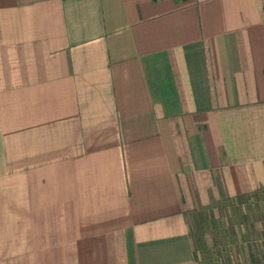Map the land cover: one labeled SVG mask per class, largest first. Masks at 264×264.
Wrapping results in <instances>:
<instances>
[{
    "label": "crops",
    "instance_id": "crops-1",
    "mask_svg": "<svg viewBox=\"0 0 264 264\" xmlns=\"http://www.w3.org/2000/svg\"><path fill=\"white\" fill-rule=\"evenodd\" d=\"M259 193L264 0H0V264H199Z\"/></svg>",
    "mask_w": 264,
    "mask_h": 264
},
{
    "label": "rangeland",
    "instance_id": "rangeland-1",
    "mask_svg": "<svg viewBox=\"0 0 264 264\" xmlns=\"http://www.w3.org/2000/svg\"><path fill=\"white\" fill-rule=\"evenodd\" d=\"M188 223L199 264H264V194L211 203Z\"/></svg>",
    "mask_w": 264,
    "mask_h": 264
}]
</instances>
